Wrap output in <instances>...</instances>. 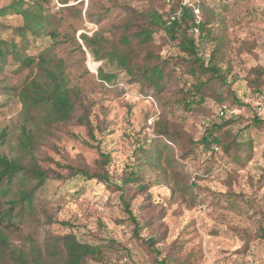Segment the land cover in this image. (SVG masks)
<instances>
[{
	"label": "rangeland",
	"instance_id": "rangeland-1",
	"mask_svg": "<svg viewBox=\"0 0 264 264\" xmlns=\"http://www.w3.org/2000/svg\"><path fill=\"white\" fill-rule=\"evenodd\" d=\"M12 1L0 0V7ZM126 3L140 9L148 4L140 0H71L68 5L75 7L62 12L64 20H57L63 42L52 46L49 52L68 60L72 81L86 91L95 136L101 149L111 155L108 169L113 177L119 178L137 162L141 146L158 138L171 146L169 153L190 185L198 183L192 188L194 198H173L167 189L155 185L150 188L151 193L137 194L134 210L151 220L142 235L149 238L155 234L164 254L170 252L187 264H264V124H254L256 119L264 121V0H155V7L165 19L186 5L193 7L197 22L212 14V33L200 34L196 30L194 35L204 50L202 54L209 56L217 47L220 65L231 68L227 85H215L210 95H195L194 75L186 66L176 65L175 77L160 102L145 95L141 84L131 83L125 73L119 74L117 83L98 78V69L106 58H95L83 43V33L102 31L106 37L115 38ZM51 4V9L61 6L59 0ZM0 21L9 26L23 23L19 16L0 17ZM0 38L21 40L8 26L0 29ZM155 39L156 53L162 60L175 63L180 56L177 42L168 39L164 31L157 32ZM29 40L28 51L33 53L50 43L49 37L32 34ZM105 68L117 71L111 64ZM5 71L17 88L0 95V131H6L1 152L16 157L20 153L17 143L23 122V103L17 93L26 78L36 72L19 70L17 63L7 64ZM257 80L261 82L259 86ZM232 92L240 103L233 100ZM191 100L194 102L188 104ZM162 117L196 141L212 124L232 123L223 128V132L229 130L223 146L191 144L190 155L185 157L187 146L173 144L157 134L156 123ZM53 132L38 147L42 166L64 176L68 175V168L58 162L95 166L100 158L95 147L98 141L90 139L85 126H59ZM231 140L246 144L240 150L245 163L226 155L224 146ZM248 152L252 153L250 160L245 159ZM141 203L143 209L138 206ZM35 206L36 210L18 220L13 228L12 241L18 247L29 248L28 236L41 246L50 234L74 231L81 239L109 243L114 249L108 263L90 260L89 264H155L149 247L124 222L128 216L118 192L97 180L49 179L37 192ZM64 221L74 225H64Z\"/></svg>",
	"mask_w": 264,
	"mask_h": 264
},
{
	"label": "trees",
	"instance_id": "trees-1",
	"mask_svg": "<svg viewBox=\"0 0 264 264\" xmlns=\"http://www.w3.org/2000/svg\"><path fill=\"white\" fill-rule=\"evenodd\" d=\"M51 1L53 0H13L0 7V17L19 16L23 20L21 25L16 26H9L0 21V29L11 27L14 33L21 37V40L0 38V95L7 89L17 88L11 82L9 73L5 71L7 64L17 63L19 70L36 72L35 76L26 78L17 93L23 103V122L17 143L19 155L10 157L1 152L6 131H0V264H89L90 260L108 263L114 250L109 243L86 241L74 231L50 234L41 246L28 236V249L14 244L11 235L13 228L18 220L36 210L37 192L49 179L97 180L111 191L118 192V198L128 216L124 222H128L133 227V235L149 247L155 264H187L188 261H181L170 252L164 254L155 234L149 238L142 235V231L151 225V220L134 210L133 200L137 194L151 193L150 188L154 185L167 189L173 198H194L192 188L198 186V183L190 185L189 180L178 170L174 155L169 153L171 146L158 138L139 148L137 162L128 166L119 178L111 175L108 169L111 155L101 149V142L95 136L96 128L90 120L91 107L85 101L86 91L72 81L68 60L49 52L52 46L63 42L57 20H64L62 12L75 5H68L71 0H59L61 6L56 8L54 5V9H51ZM140 1L148 4L142 9L127 3L123 6L126 12L116 26L115 38L106 37L102 31L81 35L84 45L95 58H106V62L98 69V78L107 83H117L119 74L125 73L131 83L141 84L145 95L153 96L159 102L164 99L169 81L175 77L176 65L186 66L194 75L195 95H210L215 85H227L231 68L224 69L220 65L219 49L216 47L209 56L202 54L201 51L204 50L194 35L196 30H199L200 34L212 33V14L197 22L193 7L186 5L165 19L155 7V0ZM198 5L200 7V4ZM159 31H164L168 39L177 42L180 56L175 63L169 59L162 60L160 54L156 53L154 44L156 33ZM30 34L49 37V45L37 53L28 51L31 45ZM215 39L219 40L218 37ZM78 45L82 50L81 45ZM107 64L114 65L117 71L107 70ZM86 71L89 72L88 69ZM256 83L259 86L261 82L257 80ZM232 96L235 102L240 103L234 92ZM193 102L191 100L187 103ZM228 123L212 124L197 141L166 117L156 123L155 130L171 143L187 146V157L190 155L191 144L223 146L226 136L229 137V130L223 132ZM254 124L261 126L264 121L256 119ZM72 125L87 128L90 139L98 141L95 147L99 150L100 158L95 161L93 167L88 164L70 165L58 162V165L68 168V175L64 176L42 166L37 153L40 142L48 141L55 128ZM85 142L93 145L89 140ZM245 146L243 142L231 140L224 146V150L234 161L245 163L242 162L243 157L240 154V150ZM251 158L252 153L248 152L245 159ZM138 206L143 209L142 203ZM62 224L70 227L74 225L70 221H64Z\"/></svg>",
	"mask_w": 264,
	"mask_h": 264
}]
</instances>
